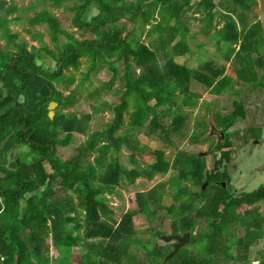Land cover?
I'll list each match as a JSON object with an SVG mask.
<instances>
[{
    "label": "trees",
    "instance_id": "16d2710c",
    "mask_svg": "<svg viewBox=\"0 0 264 264\" xmlns=\"http://www.w3.org/2000/svg\"><path fill=\"white\" fill-rule=\"evenodd\" d=\"M67 1L76 2L74 23L82 36L91 33L97 37L79 39L48 9V5L58 9ZM135 1L42 0L44 9L28 20L32 26L46 25L55 49L44 47L39 54L34 52L36 47L30 51L17 44L11 21L22 15L10 17L12 10L19 8L0 1V40H4L0 42V264H51V241L65 258L76 259L78 264H146L139 261L142 252L148 264H209L222 254L248 263L251 246L264 237V188L241 196L228 191L231 178L225 163L229 153L224 149L232 146L229 131L244 114L235 110L215 116L226 140L213 149L212 169L208 157L175 147L173 136L188 138L190 116L183 108L198 106L200 96L191 91L192 82L214 87L220 95L224 88L220 84L226 81L216 84L204 73L210 64L198 71L175 60V51L188 46L184 30L193 0ZM255 4L256 0H202L198 6L206 11L202 20L209 30L217 7L231 10L223 15L225 27L214 34L220 45L225 41L232 44L227 55L231 74L237 72L240 80L257 83V71L264 62L257 63L252 54L264 49L260 47L264 38L257 34L260 22L250 18L249 12L257 9ZM92 6H97L99 13L87 20L85 14ZM129 14L135 23L141 18L144 29L151 26L146 34L160 37L162 45L153 48L141 38L136 41V29L126 32L120 22ZM178 37L180 41L174 44ZM84 56H89L92 64L99 63V71L110 68L113 74L107 86L113 87L121 79V101L114 107V120L104 130L90 133L92 116L87 112H56L50 117L54 104L62 109L77 104L78 86L65 95L57 85L65 82L68 88L76 83L65 71L79 70ZM47 57L58 63L56 69L44 67ZM121 62L127 69L125 76L119 68ZM247 64L252 69L246 70ZM215 73L218 76L221 71ZM260 85L264 87V78ZM165 113L172 118L170 125ZM147 128L151 134L161 132L169 141L175 152L172 158L162 148L134 147V138ZM197 128L190 137L202 142L210 126L200 118ZM75 133L87 136L80 146L72 143ZM124 146L133 150L132 171H125L121 164ZM19 148L28 151L20 152L16 160L12 153ZM138 155H144V166L137 163ZM124 174L133 181L142 178L148 182L170 175L169 182L139 194L138 208L125 220L140 214L152 220L164 209L171 213V236L191 232L188 244L174 257L170 258L174 245L155 248L150 241L136 238L135 232H126L122 222L120 231L117 220L111 221L114 212L105 195L115 192ZM168 196L173 199L170 206L165 204ZM243 207L246 209L241 211ZM240 227L245 232L237 236ZM73 246H82L84 251L77 256ZM133 246L139 248L131 251ZM232 246L237 247V257L231 254ZM259 264H264V250Z\"/></svg>",
    "mask_w": 264,
    "mask_h": 264
},
{
    "label": "rangeland",
    "instance_id": "374dc122",
    "mask_svg": "<svg viewBox=\"0 0 264 264\" xmlns=\"http://www.w3.org/2000/svg\"><path fill=\"white\" fill-rule=\"evenodd\" d=\"M0 1H5L6 3H8V5H14L17 8H19L18 10L16 9L12 10L10 17H16L18 15H22V17L18 18L16 21H11V28L12 30H14V32H16L17 35L16 41L19 46H22L30 51H33L34 47H36L37 50L34 49V52L38 54L41 52V49L44 47L55 49V45L52 42L46 30V25L32 26L28 20V17L30 15H35L37 10L44 9L45 6L42 3V0H0ZM128 1L136 2L135 0H128ZM143 1L146 2L148 0H143ZM75 4L76 2L67 1L63 3V5L58 9L54 8L52 5H48V9L55 12L58 15V17L61 20L62 27L64 29L70 31L75 36L79 37V39H82L84 37H88V38L97 37V34H91V33H86L85 36H82L81 30H79V28L74 23V17L76 14V8H74ZM260 4L263 6V9L261 8V11H259V16L261 14V20L259 21L261 26L257 28V34L259 36V39H262L264 38V0H260ZM223 8L224 7H222V9ZM21 9H27V10L21 11ZM98 13H99V8L97 6H92L88 8L85 17L87 18V20H90L94 15ZM221 13L222 12L219 11L214 12L213 26L210 30L209 27L206 26L205 21L202 20V18H204L205 16L204 14H199L195 17L189 16V20H188L189 23H187V27L185 28L184 31L188 33V37L190 36L192 38L191 50L192 49L194 50L190 52V54L193 53L195 55L194 59L197 62L205 63L211 61V63L214 64L222 63L223 65H226L228 63V60H224L223 62H220L219 59H227V55H229V51L232 46L230 41H225L223 43L222 50H220V48L219 49L217 48L215 50L214 45H212L210 49L208 47V43L214 44V40L218 39L217 37L218 35L216 34L212 35V34L218 30V25H219L218 22L219 19L221 18ZM130 15L131 14H129V16H127L120 22V26H122L126 32L136 29L138 36L136 37V41L139 40V38H141L142 40L149 43L153 48H158L159 45H162L160 37H158L157 35H154L153 37H148V35L146 34L145 30H147L151 26H148L147 29H144L142 27V23H143L142 19L140 18L135 23L131 19ZM250 18L253 21V17L250 16ZM242 28L243 27L241 26V29ZM211 35L213 40L210 37ZM0 42L3 44L4 40H0ZM262 43L263 42H261L260 44ZM238 45L240 44H237L236 46L238 47ZM262 46H264V43L260 47ZM159 54L161 56V59L164 61L165 55L162 52V50H159ZM255 54H256L255 61L257 63H261L262 59H264V49H262L260 52ZM80 60H81V67L79 68V70H74L71 68L65 71V76L66 77L74 76L76 83L69 86L68 88L65 87L66 86L65 82H63L61 85H57L58 89L63 91L65 95H68L70 90H73L76 88V86H78L80 88V94L78 96L77 104L74 107L67 109L58 108L57 104L52 105L51 117L54 118L56 116V112L67 113V114L76 112L78 113V115L83 112H87L92 116V120L89 126V133L94 131H102L107 127V124H109V122L113 121L115 118L116 113L114 112V107L121 101L120 92H119L121 79L117 81L115 86L109 87L107 86V83H109L113 74L110 68H104L101 71H99V63L95 62L94 64H92V59L89 56L81 57ZM38 61L41 64L44 63V61L40 58L38 59ZM242 62L244 63V60ZM119 65L122 76H125L127 72L125 63L121 62ZM44 67L56 69L58 67V63L53 59H51L50 57H47ZM196 67L200 69L201 65H196ZM247 67L248 69L246 70H250V68L252 69L251 64H247ZM261 70L264 71V68H262ZM138 72L140 73L141 70L138 69ZM250 74L248 76H250ZM195 83L196 82H192L190 87L191 89H192V85H194ZM202 91H205V89L202 88ZM205 94L206 92H204V94H200L199 96L202 98V96H205ZM201 98H199V103L201 101L200 100ZM210 98L211 97H209L208 99ZM232 99L233 98L231 97L230 100L231 104H232ZM205 102L206 103L208 102L207 99ZM228 103H229L228 100L222 101L221 99H219L217 102H214L213 108L206 107L207 106L206 104L205 105L202 104V106H200V110L183 108L185 112H188L190 116L188 138L183 140L177 136L172 135L173 140L175 141V147H177L178 150H184L190 154H198L200 156L208 157V166L209 169H212L215 158V153L213 149L220 141L223 140V138L221 139L220 131L217 129V124L215 122V113L229 111L230 108L229 110H227V108L224 107V105H227ZM165 114H166L165 115L166 123L167 125H170L172 122V118L168 113ZM195 114L197 115L195 116ZM199 118L207 119L206 122H208L213 127L214 134L210 136L209 142H206V140H202V142H197L190 137L195 127V122L197 124L198 123L197 119ZM210 131L211 128L209 129L208 133ZM149 133H150V129L147 128L139 136L135 137L133 140L134 147H139L141 150L144 148H149L152 150L162 148L165 149L168 152L169 157L172 158L175 152H173V148L170 146L169 141L163 137L162 133L161 132L152 133V134ZM86 139L87 136L75 133L72 137V143L75 146H80L86 141ZM17 150H15L14 153H12V155H14L15 158L20 156V151L22 152L28 151L27 148H21V149L19 148ZM132 153L133 150L127 146H124L122 152L120 153L121 164L125 171H132L135 168V164L133 163L132 160ZM241 154L243 155V157L238 159V165L240 167L239 170L240 175H236L234 171H232L231 169L228 170L229 177L231 178V183L228 185V191L230 195H238V193L245 194V193L253 192L255 191V188L258 187L261 181V177L257 175V172H255V170L258 167V165H260L261 167L264 165V157H259V156L258 158L252 156L247 157L248 153L245 155V152ZM137 160H138L137 163L140 164L141 166L145 165L144 155H138ZM151 163L152 164L155 163L154 158H152ZM226 164L227 163H225V165ZM123 177L124 179L122 180L121 185L116 188L115 192L112 194L105 195L106 200H109V202L106 203H109L111 209L114 212L113 213L114 218L111 221L114 222L117 220V224H116L117 226H119V224L122 222L121 224L125 225L126 232H135L134 236L136 238H141L150 241L155 248L162 249L174 245L177 240L170 238L173 232V228H172L173 219H172V214L168 213L167 210L164 209L160 211L154 216L152 220L149 219V217L145 214L137 215L132 220H128V221L125 220L129 212L136 210L138 208L139 205L137 199L138 195L150 191L157 184L161 182L162 183L169 182L170 175L166 177L160 176L154 182H148L142 178H139L137 181H133L132 177L128 176L127 174H124ZM193 190L196 191L198 190V188L193 187ZM172 203H173L172 197L168 196L165 199V204L170 206ZM245 209L246 207H243L241 211H244ZM119 230L121 231L120 226H119ZM244 232L245 231L243 227L238 228L237 236L243 235ZM137 248L139 247L133 246L131 248L132 249L131 251L136 250ZM189 249L190 248H188V250ZM263 250H264V237L258 240L257 242H255L251 246L248 263H244L239 258L238 260L230 259L231 257L228 256V254H222V256H220L219 259L213 262H209V264L212 263L258 264V261H260L262 258ZM72 251L78 256V254L83 252L84 249L82 248V246H73ZM230 251L231 254H235V256L237 257L236 246H232ZM50 257H51V264H78V260L76 259L69 260L65 258L61 250L57 249L52 241L50 248ZM139 261H144L146 262V264H148V260L146 259L145 253L143 252L140 253Z\"/></svg>",
    "mask_w": 264,
    "mask_h": 264
},
{
    "label": "crops",
    "instance_id": "0c3cea01",
    "mask_svg": "<svg viewBox=\"0 0 264 264\" xmlns=\"http://www.w3.org/2000/svg\"><path fill=\"white\" fill-rule=\"evenodd\" d=\"M201 1L202 0L192 1V9L189 10L187 13V18H186L187 23H189L188 21L189 16L195 17L199 14H204V15L206 14V11H202L199 8L200 6H198ZM255 5L257 8L256 11L249 12L250 16L253 17V22L261 20V14L259 16V11H261V8L263 9V6L260 4V0H256ZM215 11L222 12L221 18L219 19V22H218L219 23L218 28H224L227 20L223 15L231 10H229L226 7H224L223 9L222 7H217ZM206 26H207V23H206ZM239 28L241 29L240 23H239ZM212 35L210 36L211 39H212ZM187 37H188V33H187ZM191 39L192 38L190 36L187 38V45H188L186 46L187 48H184L180 52L175 51V60L181 64H188L190 68L198 70V71L204 70V68H202V65L204 64L207 65L210 63V67L209 68L207 67L204 73L207 76H209L211 79L216 80V84H218L219 82H224V80H226L224 83L220 84V85H223L224 87L220 95L215 93L214 87L208 88L207 86L199 82L192 85L191 91L193 93L200 95L206 92L205 96H202V98L200 97L201 98L200 103L198 99V106L192 109L200 110V106H202V104L204 105L206 104L207 105L206 107L213 108L214 102H217L219 99H221L222 101H226V100L229 101V103L227 105H224V107H226L227 110H229L230 108V110L225 111L226 113L225 112L215 113V116L217 114H222L226 116V115H229L230 113H233L235 110H238L239 112L241 111V113L244 114L243 117H240L239 119L236 120V122L234 123V126L229 131L232 146L230 148L224 149V152L229 153V156H228L229 162L228 163L226 162L227 165L229 166V169L234 171L236 175H240L239 174L240 167L238 165V159L243 157L241 153L245 152V155L248 153L247 157L248 156H252L256 158H258V156L264 157L262 156L264 155V87H261L260 85L261 81L264 78V71H262L261 69H258L257 71L258 82L257 83H255L253 80L244 82L240 80L239 73L235 72L231 74V71L229 70L231 62L228 60V56H227V59H219L220 62H223L224 60H228V63L226 65H223L222 63L214 64V63H211V61H208L205 63L197 62L194 59L195 55L193 53L190 54V52L194 50V49L191 50V43H192ZM178 41H180V37L175 39L174 44H176ZM212 45H214L215 50L217 48L218 49L220 48V50L223 49V45L219 44L218 39L214 40V44L208 43L209 49ZM238 49H240V45H238ZM255 55H256L255 53L252 54V57L254 60H255ZM262 61H264V59H262ZM196 65H201V68L200 69L197 68ZM217 71H221V74L218 76L215 73ZM250 78L254 79V76ZM200 87L204 88L205 91H202V88ZM209 97L211 98L208 99ZM231 97L233 98L232 104L230 103ZM206 99L208 101L207 103L205 102ZM196 115L197 114H195V116ZM208 125L210 126L211 131L208 133V135L205 136L204 139H202V140H206V142H209L210 136L214 134L213 127L209 123ZM217 129L220 131L221 139L223 138V140L218 143L220 144L226 140V136L223 133V129L219 128L218 126H217ZM198 130L199 129L197 128V124L195 122V127L193 129L192 134H195L196 133L195 131H198ZM19 157L15 158L14 155H12V158H15L16 160H19ZM255 172H257V175L261 177V181L258 187L255 188V191H256L260 187L262 188L264 185V165L262 167L258 165ZM242 194L243 193H238V196L239 195L241 196ZM258 264H259V261H258Z\"/></svg>",
    "mask_w": 264,
    "mask_h": 264
},
{
    "label": "water",
    "instance_id": "95a60500",
    "mask_svg": "<svg viewBox=\"0 0 264 264\" xmlns=\"http://www.w3.org/2000/svg\"><path fill=\"white\" fill-rule=\"evenodd\" d=\"M51 114H52V112H50V117H51ZM51 118L53 119V117H51ZM204 155H206V154H204ZM223 186L226 187L227 185H223ZM190 237H191L190 231L185 232L182 235H174V236L170 237L172 239L177 240L176 243L174 244V249L171 252L170 258L174 257L175 254L179 251V249L190 241Z\"/></svg>",
    "mask_w": 264,
    "mask_h": 264
},
{
    "label": "built area",
    "instance_id": "2783aa9c",
    "mask_svg": "<svg viewBox=\"0 0 264 264\" xmlns=\"http://www.w3.org/2000/svg\"><path fill=\"white\" fill-rule=\"evenodd\" d=\"M263 188H264V185H263Z\"/></svg>",
    "mask_w": 264,
    "mask_h": 264
},
{
    "label": "flooded vegetation",
    "instance_id": "af4514ba",
    "mask_svg": "<svg viewBox=\"0 0 264 264\" xmlns=\"http://www.w3.org/2000/svg\"><path fill=\"white\" fill-rule=\"evenodd\" d=\"M263 62V61H262ZM264 68V67H263Z\"/></svg>",
    "mask_w": 264,
    "mask_h": 264
}]
</instances>
